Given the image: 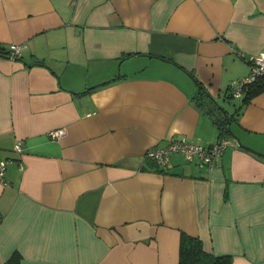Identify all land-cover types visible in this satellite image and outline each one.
Returning a JSON list of instances; mask_svg holds the SVG:
<instances>
[{"label": "crops", "instance_id": "crops-1", "mask_svg": "<svg viewBox=\"0 0 264 264\" xmlns=\"http://www.w3.org/2000/svg\"><path fill=\"white\" fill-rule=\"evenodd\" d=\"M0 44V264H178L182 232L264 264V157L232 137L264 153V91L223 105L264 0H0ZM220 137L211 167L146 156Z\"/></svg>", "mask_w": 264, "mask_h": 264}, {"label": "built area", "instance_id": "built-area-1", "mask_svg": "<svg viewBox=\"0 0 264 264\" xmlns=\"http://www.w3.org/2000/svg\"><path fill=\"white\" fill-rule=\"evenodd\" d=\"M21 48L22 46L18 44H10L6 50L10 57H17L20 55ZM262 75H264V53H260L252 58L251 73L247 78L231 83L232 96L239 98L242 94L243 86L252 83ZM49 134L51 139L56 140L65 134V130L64 128H59L52 130ZM230 145L231 141L229 139H219L208 147L188 142L185 139L171 140L164 148L149 150L146 156L163 167L168 163L172 153L180 152L185 154L186 158L190 161L196 155L199 158L200 165L211 167L214 165L216 158ZM14 149L16 153H21L20 142H16ZM6 164L7 162L0 163V180H2Z\"/></svg>", "mask_w": 264, "mask_h": 264}, {"label": "trees", "instance_id": "trees-1", "mask_svg": "<svg viewBox=\"0 0 264 264\" xmlns=\"http://www.w3.org/2000/svg\"><path fill=\"white\" fill-rule=\"evenodd\" d=\"M0 56H9L8 51L5 46L0 44ZM231 88V87H230ZM264 91V75L259 76L252 83L243 86L242 94L239 99H241L242 104L247 103L251 97ZM232 98V92L229 94ZM226 119L225 130L226 135H231V129L228 127L230 125L231 117L228 115L224 116ZM223 132V133H224ZM229 133V134H228ZM219 139H229L226 137H220ZM156 162V161H155ZM159 169L156 171L160 173H166L165 169H161L156 162ZM178 264H232V258L230 255H214L208 253L204 250L202 241L198 237L190 236L186 233H181L179 242V261Z\"/></svg>", "mask_w": 264, "mask_h": 264}, {"label": "water", "instance_id": "water-1", "mask_svg": "<svg viewBox=\"0 0 264 264\" xmlns=\"http://www.w3.org/2000/svg\"><path fill=\"white\" fill-rule=\"evenodd\" d=\"M13 59H15V60H20L19 58H16V57L13 58ZM93 87H95V86H93ZM93 87H92V88H93ZM90 89H91V88H90ZM215 104H216V103H215ZM216 106H217V108H218V109H219L224 115H226V111H224L219 105L216 104ZM218 106H219V107H218ZM232 137H233L234 141H235L240 147H242V148H244V149H246V150H248V151H250V152H253V153H255V154L259 155V156L264 157V153L258 152V151H256V150H254L253 148L244 145L236 135H233V134H232Z\"/></svg>", "mask_w": 264, "mask_h": 264}, {"label": "rangeland", "instance_id": "rangeland-1", "mask_svg": "<svg viewBox=\"0 0 264 264\" xmlns=\"http://www.w3.org/2000/svg\"><path fill=\"white\" fill-rule=\"evenodd\" d=\"M220 103L223 104L224 102H220ZM220 103L218 104L222 106ZM238 104H239V98H229L228 102L226 101L225 104L223 105L228 111H232L234 106H237Z\"/></svg>", "mask_w": 264, "mask_h": 264}]
</instances>
